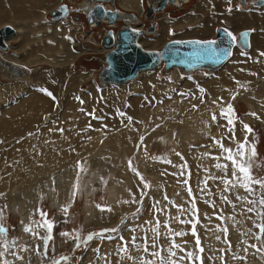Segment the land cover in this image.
I'll list each match as a JSON object with an SVG mask.
<instances>
[{
  "label": "bare ground",
  "instance_id": "bare-ground-1",
  "mask_svg": "<svg viewBox=\"0 0 264 264\" xmlns=\"http://www.w3.org/2000/svg\"><path fill=\"white\" fill-rule=\"evenodd\" d=\"M220 1L210 0L208 2V0H199L197 8H194V14H189L176 20L169 18L168 15H164L163 13L162 15L160 14V33L154 38H142L140 43L143 48L147 50L160 49L165 43L172 41V31L195 23L198 24L197 28H187L183 34L179 35L180 39L175 40H213L211 37L215 36L216 29L219 26L227 28V26L223 25V21L226 19L225 16L227 15L230 17V11H228L230 4L228 0H224L223 3ZM3 2L4 0L2 3L0 1V29L9 25L15 30V34L10 38L5 39L4 43L7 48V43L9 44L11 41L16 42L18 49L15 50L16 53H18V56L17 54L9 56L11 58V62H13H7V59L9 58H6V53L9 52H7L6 48L5 50L0 48V52H6L5 54L0 53V70L2 71V76L5 74V71L11 72V69H8L9 65L17 67L19 65L22 68H24L22 65H28L29 69H24L30 73L31 71L35 72L33 69L34 67H39L43 64L63 66L73 61H77L79 57L85 53L83 50H81L79 54L73 52V42H69L64 38L66 33H68L69 26L71 25H65L62 21L56 23H43L44 14L56 7L60 0H6L5 3ZM181 2L188 4L190 0H174L173 6H180ZM116 3L118 4V10L120 13L135 11L139 15L144 14L142 0H120L119 2L118 0H115V4ZM244 3H246V0H244ZM214 4L217 7H215V10H218L221 15L211 13L213 10L212 6ZM55 10L56 9H53L51 14ZM209 12L210 14H208ZM238 13L234 17L232 16L233 18L230 17L232 19L228 18L227 20L230 24L232 23L234 27L237 24L249 27L257 26L258 29H263L264 32V15L249 12L240 13L238 15ZM138 17L136 16L139 21ZM62 19L63 18L53 21H60ZM27 20H31V23L36 22L37 25H34L33 27L29 25L26 26L25 22ZM103 25L112 26L110 24ZM129 25L131 26L132 24ZM72 26L75 27V31H77L76 29L78 26ZM227 29L231 31L229 28ZM104 30L106 31V29ZM75 31L74 37L76 35ZM147 34L154 36L156 33H144V35ZM250 36L251 34L248 36V49L251 47ZM88 38H91V36ZM140 38L138 39V42ZM98 44L102 43L99 41ZM253 45L252 46L254 48H252L251 54L254 61H258L256 63L252 62L254 64L249 62L243 66L242 69L249 70V72L260 71L262 73L264 72V60L261 59L259 52H264V36H261V32L253 38ZM27 47H30V49L27 50ZM107 49L109 50L108 52L103 46V49L101 48L100 51L103 55H105L109 53L113 47ZM236 50L239 51V49H236L235 47L232 57L221 67L211 71V73L217 72V70L219 71V69L225 66L223 71H220L219 73L217 72L218 74L216 78H210L205 81L204 88L209 92L202 97L200 93L195 91H192L189 95L184 97H181L182 95H178L177 92L171 91L172 87L180 82L181 74L178 71L179 68H171L168 70H173L172 74L175 78L174 83H171V85L167 80L162 79L158 81L155 79V76H161L160 71L163 65L162 63L154 69L138 72L135 79H137L140 75V83H136L132 86L130 85L131 87H124L123 90H109V92L112 93V103L110 105H119L128 108L126 117H132L131 122L124 121V123H120L114 118H107L106 121L102 122H92L93 120L91 121V117L89 115V113H92V106H94L92 98H90V96L86 97V103L84 106H82L80 102L68 98L64 104V112H62L61 119L51 121L47 127L39 129L38 133L30 136L27 140L20 141L21 143L18 145H14L10 155H0L1 161L5 162L6 158H8V161L10 162L14 160V155L20 156L26 155L27 153L35 155L40 154L39 158L42 156L43 160L36 161V164L40 163V165L37 168L38 171L35 176L37 177V180L41 178L43 183L37 188H34L32 187V181L30 183L22 182L21 176L15 172V167L13 166L11 171L0 173V183L2 185L1 193L13 197L12 203L17 205L16 209H18L23 223L28 225L32 220L38 219L36 214V205L41 199L50 202L51 207H54L55 209L57 208L62 211L64 206H68L70 209L75 200L79 178L83 179V185L88 192H91L97 184H104L108 187L109 205L112 209V211H110L111 222L108 226L113 227V225L119 222L127 212L132 211L137 207V204L134 203H124V201H130L133 194H135L136 200H139L141 191V188L136 184V180H134L128 161L131 160V154L132 151L135 150L138 136H140L144 130L146 131L151 128H155V133L153 134L151 133L152 131H150L151 135L145 139L143 146H149L150 142L154 138H158L161 146L169 149L177 148V152L175 151L173 154L171 153L172 150H170L168 156H170L172 164L164 165L161 163H154L151 160L144 158L143 146L141 145L140 147L138 155L139 167L141 171L151 177L153 191L155 193L153 202L159 201L160 207L165 208L166 211L173 216L178 214L177 210L172 207L168 201L162 199L165 195H168L169 199L175 201L178 205L182 204L185 208L190 207V197L186 190V186L182 183L185 177L173 175V173L179 172V169L173 165H180L183 164L184 161H187V166H190V170L192 172L189 184L192 189H194L196 196L202 193L200 192V189L204 187L203 181L205 179L208 180V189L212 193L211 196L203 193V201L201 200L198 202V207L201 213V222L205 220H202V215L205 213H207L208 216L212 214L211 219H206L205 221L208 220V223L215 228L219 222V220L216 219V216L220 214L222 210V214L228 222L226 226H228V228L230 227V232L231 230H234L232 229L234 228L233 226L246 229L243 226L242 220L240 221L236 215L235 223H232L227 219L232 213L230 208L231 205L224 203L220 197L221 194H223L229 196V199H232L231 193L223 191L224 185L220 179H210L212 176L221 177L225 175V173L215 167L216 163H224L225 161L223 159L220 161L213 159L214 156L220 155V150L215 145L212 138L215 137L216 139H220L222 136L232 135L225 127L220 126L226 125L227 122L219 115L221 105L213 104V101L217 100L219 97H223L224 105H226L225 103H227L233 92L238 90L241 85L244 87L249 86L259 79H264V75H255L254 73L243 74L238 77L236 75L235 77L238 80L240 79L239 83H233L234 80H231V76L234 75L235 72H232L233 67L231 66L234 64L232 63L233 65H229L239 53H235ZM237 59L240 60L239 58ZM234 68L236 69L235 66ZM148 71H155V73L153 72L154 75L144 73ZM192 72H185V74ZM237 72L239 73V71ZM3 78L6 81L12 80V77L7 75H4ZM150 81L157 85V88L155 89V93L159 95V100L157 102H155L151 98V95L148 94L151 88L149 85ZM129 82L131 81L126 83ZM20 84L21 83H17L14 87L16 89H21ZM183 84L184 83H179L180 89L185 87ZM121 85L126 86L125 83H122ZM14 87H12V85H7L8 91H4L5 87L0 84V94L3 95L4 92H11L12 90H15ZM139 88H143L142 90L146 92L147 97L145 96L138 99L133 96L128 98V96L133 94V92L137 91ZM92 89L95 94L94 96L97 97L98 92L96 91L95 86H93ZM246 91L247 87L243 89L241 95H244ZM256 92L264 99V82H262V85L256 89ZM168 94H170L172 98H170ZM247 97L248 96L244 95L242 99L245 100L251 110L258 113L261 120L264 121V112L261 111V107L257 103L252 102L254 100H249ZM201 98H203L204 102H201ZM4 100L5 98L3 97V101ZM54 104L55 103H53L45 94L37 90H29V88H27L26 95L18 98L13 104L0 108V137L5 138L4 142L7 143L6 145L12 144L14 140H18L22 137L19 136L20 134L26 132L25 130L24 132H18L16 131V128L25 124L23 127L26 128V125H29V129H35L37 125L43 121L46 115L53 114L55 112ZM193 105H196L197 107L194 108ZM212 113H216L217 115V121L215 122L211 119ZM242 120L247 122L253 120V118L244 116ZM91 124L94 131L90 128ZM58 129H63V132L58 131ZM14 132H17V134ZM243 134L244 131L240 127L239 133L238 131L236 132L235 140H232L231 142L227 139L224 140L225 146L235 148L239 139H243ZM25 150H27V153ZM176 153H180L181 155L177 156ZM206 153H210V155H205ZM91 155L92 157L89 158ZM55 167L59 168V174H54L50 178H46L49 171ZM81 168L88 169L85 177L82 175ZM229 168L231 170L230 163ZM164 169H169V174ZM227 175L231 178L230 171H228ZM21 183L26 185L20 187L22 185ZM19 184L20 186H14ZM16 189H19L21 192L20 198L15 196ZM22 190L24 192H22ZM241 194L242 191H236V195ZM205 200L216 201V207L213 208L210 205L205 204ZM147 216L149 217V221H151L153 217L152 204ZM183 218L185 217H182V219ZM159 219L163 224V222L167 219V216L161 215ZM171 226L177 231H188V225L179 224L178 222L173 221ZM150 227L151 225L146 223L139 231L138 235L145 236V234H147L150 238L152 235L151 232H146V230ZM200 228L203 229L204 227L201 226ZM164 231L165 229L162 227L161 232L163 233ZM23 235L25 242L21 246H16L11 250L15 251L18 255L23 256V260L17 259V257L13 256L11 252L6 253L5 258L7 260L11 261L15 259L21 264H27L31 261L30 257L37 259L36 248H38V246L35 243L36 237L32 236L28 232H25ZM165 238L166 237L162 235L158 243L163 241ZM176 239L180 240L182 245L185 246L187 250H193L194 244L190 234L183 238L177 237ZM185 240L189 241V243L184 244ZM205 240L208 239L206 238ZM138 242L139 240H137V243ZM142 243L143 239L139 244ZM100 244L101 243L97 242L96 246L93 248V250L99 248L100 252H94L91 255L93 251H90L85 264H139L141 257L145 259H152V257L146 255L147 253L145 254L142 248L137 249L132 245H129V254L133 257V259L130 260L127 257H124L122 253H118L120 241L108 243L109 245H107V247H101L102 245L100 246ZM209 244L210 243H208V245ZM103 245H105V243H103ZM222 246H224V244H222ZM235 246L236 245H234V247ZM23 248H26L27 251H22ZM247 249V254L250 255L249 258L256 260L255 258L258 257L257 255L259 254L256 255V251H254L252 247ZM154 250L155 249L149 248V251ZM163 254L165 255V252ZM101 256L105 258L101 259ZM252 260L250 259V261Z\"/></svg>",
  "mask_w": 264,
  "mask_h": 264
},
{
  "label": "rangeland",
  "instance_id": "rangeland-1",
  "mask_svg": "<svg viewBox=\"0 0 264 264\" xmlns=\"http://www.w3.org/2000/svg\"><path fill=\"white\" fill-rule=\"evenodd\" d=\"M83 1H85V0H61V3L58 4L57 7L62 6V5L67 6L66 8H68V10H69V16L63 18L60 21H53L50 18V13L53 10L52 9L49 12L45 13L44 18H43V23H46V22L47 23H56V22L62 21L65 25H71V26H69L68 33H66L64 38L66 40H68L69 42H73V44H72L73 52L79 54L81 52V50L85 51V53L82 54L77 61H73V62L65 64L63 66L43 64L39 67H34L33 69L35 70V72L31 71L30 73L27 72V70L29 69L28 65H26V66L22 65L27 70H25L24 68H22L21 66L18 65V68L20 69V71H23L24 76L19 75V76H16L14 78L12 77L11 81L4 80L3 76L4 75L9 76L8 73L11 74L13 72L8 71V73H7L5 71V74L2 76V71L0 70V84H2L5 87L4 91L5 90L8 91L7 85H12V87H14L15 84L21 83L20 84L21 89H16L14 87L15 90H12L11 92H4L3 95L0 94V108H2L3 106L13 104L15 101H17L18 98H21L22 96L26 95L27 94V88H29V90L33 89V90H37V91L45 94L46 96H48L51 99V101L53 103H55L54 104L55 112L53 114L46 115L44 117L43 121L40 124H38L35 129H29V125H26V128L23 127L25 124L16 128V131H18V132H24V130L26 132L22 133L24 135L20 134L19 136H22V137H20L18 140H14L12 142V144L6 145L7 143L4 142L5 138L0 137V143H1L0 144L1 145L0 146V155H4V154L10 155L11 150L14 147V145H18L19 143H21L20 141L27 140L30 136H33L34 134L38 133L39 129L47 127L51 123V121L61 119L62 112H64V104L68 98H71L72 100L78 101V102H80V104H82V106H84L86 103L85 98L90 96V98H92V100L94 102V106H92L91 112L94 113L95 117H100V119H96V118H93L92 115H90L91 121L93 120L92 122L106 121L107 118L108 119L114 118L120 123H124V121L128 122V119L126 117L127 116L126 112H128V108L122 107L119 105H114V106L110 105L112 103V101H111L112 100V93L109 92V90L110 91L111 90L116 91L117 89L123 90L124 87H131L132 85H135L136 83L138 84L141 82L140 75L134 81H131L129 83H125L126 86L121 85V84L109 85V84H101L100 83L99 78H98V74H99V71L102 67V63H103L102 57L104 55L100 51V49L103 48V45L98 44V43H99V41H100V43H102L101 38L106 33V31L103 29V27L106 26V28H108V26L107 25H104V26L101 25L98 27H94L95 26L94 24H92V23L89 24L86 20V17L83 15V13L78 12L79 11L78 7L82 4ZM119 1L120 0H118V2ZM209 1L210 0H208V2ZM215 1H217V0H215ZM259 1L260 0H246V3L242 4L241 0H232L230 7L234 11L249 12V13L251 12L254 14L255 13H263L262 15H264V8H263L264 7L263 6L264 0H262V2H259ZM220 2L223 3L224 0H221ZM258 2H259V4H258ZM146 3L148 5L149 2L142 0V6L143 7ZM198 4H199V0H190V2L188 4L181 2L180 6H173V7H177L180 9L175 10L173 8H167L164 11L165 13L163 12V14L168 15L169 18H171L173 20L180 19V18H183L189 14H194L195 13L194 8H197ZM215 7H216V5L214 4L212 6L213 10L211 13L221 15V13H219L218 10H215L217 8V7L216 8ZM216 12H218V13H216ZM128 13H132V14L136 15L137 17L139 16L138 18L141 21V23L143 24V26H145L147 24L148 20L145 21L143 18V15H139L135 11H128ZM208 14H210V12ZM160 17H161L160 15H157L155 17V19H153L154 22H156V24H157V30L155 32L156 34H154V36H142L139 40V44L141 46H142V44L140 42H141L142 38H145V39L146 38H154L160 33V29H159L160 28V22H161ZM225 18L228 19V16L226 15ZM25 25L26 26L29 25V26L33 27L34 25H37V23L36 22L31 23V20L30 21L27 20L25 22ZM72 25L78 26L76 29L77 31H75V27H73ZM192 25H187V26H184V27H181V28H178V29H175L174 31H172V35H171L173 38L172 40L180 39L179 35L183 34L187 30V28L193 29V28L198 27V24H196V23L192 24ZM83 26L85 28L84 29L85 31H83V29H81V28H83ZM226 26L229 27L228 24ZM116 27L119 30L121 27H123V23L122 22L116 23ZM116 27L114 30H117ZM74 31L76 32L75 37H74ZM250 31H252V33H256V35L261 32V36H264L263 29L259 31V29H257V28H252V30H250ZM235 35H237V37H238L237 32H235ZM89 36H91V38H88ZM68 37H71V39H68ZM211 39H214V36L211 37ZM8 45H9V48H8ZM252 48H254V47L251 46L250 49L246 50V49H243L240 45H238V43L236 44V49H239V51L236 50L235 53L239 52L237 55L238 57L235 56L236 58H234L233 61L229 65V66H231L234 64L233 66H231V67H233L232 72L233 73L235 72L234 75H232L233 77L231 76V80H234L233 83H237V81L239 82V80H240V79L238 80L237 78H235L236 75H237V77L241 76L243 74H253V73L255 75H264V72L261 73L260 71H256V70H254L256 72H251V71L249 72V70L242 69V67L245 66L246 64H248L249 62L256 63L258 61V60L254 61V59H253V56L251 54ZM6 49H7V52H9V53H6V52H0V53H3V54L6 53L7 54L6 58H9V59H7V62H11V58L9 56H13L16 54L18 56V53H16V50H15V49H18V45L16 42L11 41L9 44L7 43ZM29 49H30V47H27V50H29ZM106 50H107V52L109 51L107 48H106ZM158 50L159 49H156V51H158ZM237 58H239L241 61L238 60ZM261 59L264 60V57H261ZM254 63H252V64H254ZM234 66L236 67V69L234 68ZM223 68L219 69V71L217 70V72L219 73L220 71H223ZM172 71H165L163 68V65H162V68L160 71L161 76H155L156 77L155 79H157L158 81H160L162 79L167 80L168 83L171 85V83H174V81H175V78L172 74ZM178 71L181 74V79H180L179 83L180 84L184 83L183 85H185V87L180 89L179 83H177L174 87H172L171 91L177 92V94L180 96H181V93H187V95H189L192 91L200 93L201 97L205 96L209 92L204 88L205 81L210 79V78H216V76L218 74L217 72L211 73V72H206L204 70L194 71V72L189 73V74H185L184 72H182L179 69H178ZM237 71H239V73ZM153 72L155 73V71H148V72H144V73H146L148 75H154ZM262 82H264V79H259V80L255 81V83H252L249 86H245V87H247V91L244 93V95L248 96L247 99L254 100L252 102L257 103L261 107V111L264 112V99H263V97L258 95L256 92V89L262 85ZM149 85L151 86V88H150L151 92L149 91L148 94L151 95V98L155 102H157L159 100V95L155 93V89L157 88V85L153 84L151 81L149 82ZM93 86H95L96 91L98 92L97 97L94 96L95 94H94V91L92 89ZM245 87L244 86L240 87L238 90L234 91L233 94L238 93V95H236L234 100L231 99V97H232L231 96L228 99L227 103H231L234 106L235 111H236V115L239 118L237 121V124H236L235 137H236V132L238 131V133H239L240 127L243 129L240 121H242L244 124H248L253 129V132L251 134H248V140L250 142H254L256 145V151H257L256 164L259 165L258 167L254 166L253 175H255L257 177H264V121L261 120L260 117H259V119H257L256 116L250 115V113H253V111L249 107L248 103L242 99L244 97V95L242 94L243 97L241 95V93ZM200 88H203L205 90V92L203 94L200 92V90H199ZM41 89H47L48 92L52 93V96L47 95L46 92L41 91ZM57 89H59V90H57ZM142 89L143 88L137 89V91H134L133 94L128 96V98H131L133 96L135 98H138V99L145 97V96L147 97L146 92ZM169 92H170V90H169ZM168 95L170 98H172V96H170V94H168ZM187 95H182L181 97H184ZM2 96L5 98L4 101H3ZM53 97H55V99H53ZM128 98H127V101H128ZM81 101H83V103H81ZM227 103H225V104H227ZM82 110H84V109H82ZM107 110L113 111V112H108ZM114 112H115V114H114ZM121 112L125 113V115L121 116L120 115ZM256 114H257V116H259L258 113H256ZM244 116H249V117L253 118V120L245 122L242 120ZM90 128L92 131H94L92 124L90 125ZM154 130H155V128L154 129L151 128L150 130H146V131L144 130L140 134V136H138L137 142L135 145V150L132 151V154H131L132 166L135 167L143 175L145 180L150 182L152 185V187L150 189L146 190L148 192V195L144 196V197L140 196V198H139V200L143 199L142 211L140 213H137V208L140 207V205L137 204V207L134 210L127 212L122 217V219H124L126 221L124 224H121V220H122L121 219L119 222H117L115 225H113V227L108 226V224H110V222H111V219H110L111 212L106 211V210L101 211L100 208L97 207V205H100L101 207H103L105 209L110 208L108 187H106V185H104V184L99 183V185L97 184V186H95L91 192H88V191H86L85 186L83 185L84 184V182L82 181L83 179L79 178L78 186H77V192L75 195V200H74L72 206L70 207L67 215H65V213L62 212L60 209H57V208L55 209L54 207H51L50 202H48L46 200L41 199L37 202L36 209L42 208L44 211L47 212L48 217L55 222V228L53 230L54 240L49 243V248L47 250V254L45 255L44 249H43V242L39 238L36 237L35 243L38 246V248H36L37 259H34V257H30L31 261H30V263H27V264H51L52 259H59V257L61 255L70 256L71 257L70 264H85V262L87 261L86 259L89 257L88 253H90V251H93L91 253V255H92L95 252L93 250V248H94V246H96L97 242L101 243L100 244V246L102 245L101 247H104V246L107 247V245H109L108 243H113V242L119 241L118 239L103 240V243H105V245H103L101 240L93 239L92 241H90L87 244L86 247L81 246L80 248H76L75 247L76 242L72 241V240H67L65 237L61 236L60 235L61 232H74V233H80L82 236H86L89 232H97V231H100V230L105 229V228H114V227L119 226L121 228V235H123L126 240L130 239L132 235H136L137 240H139L138 244L142 241L144 235H138V233L142 229V227L146 224V222L149 221V217L147 215L149 214L151 204L154 203L153 199H154L155 193L153 191V184H152L151 177L148 174H146L140 170L139 160H138L139 156L138 155H139V150H140L141 145L143 146L145 139L148 138L151 135V133H153V134L155 133ZM150 131H152V132L150 133ZM243 131H244V134H243V139H244L245 130L243 129ZM15 134H17V132ZM242 140L239 139L238 142H240ZM231 141L232 140H230V142ZM2 143H3V145H2ZM143 150H144V153H143L144 158L151 160L154 163H161L164 165H169V164L161 162V160H159V159H153V157H165L166 156L170 160V156H168L170 150H172L171 153H173V154L175 153V151L177 152V148L169 149V148L161 146L158 138H154L150 142L149 146L144 145ZM25 151L27 153V150H25ZM39 155L40 154L35 155V154H28L27 153L26 155H20V156L14 155V160L10 161V162L8 161V158H6L5 162L0 160V173H4L6 171H11L13 169L12 167L14 166L15 172L21 176L22 182L30 183L32 181L31 182L32 187L37 188L38 186H40L43 183L41 178H39L37 180V177L35 176L37 171H38L37 168L40 165V163L36 164V161L37 160H39V161L43 160V157L41 156L42 158L41 157L39 158ZM91 157H92V155L89 156V158H91ZM129 161H128V163H129ZM3 164H4V166H3ZM164 170H166L167 173L170 172L169 169H164ZM188 170L191 172L190 166L188 167ZM229 171H230V176H231L230 168H229ZM59 172H60L59 168L55 167L49 171V174L47 175L46 178H50L54 174H59ZM87 172H88L87 168L83 169L82 175L85 177L87 175ZM131 172L133 173L134 180H136V182H137L136 183L137 186H139L142 189L143 185L141 184L139 177L133 171H131ZM171 173H173V172H171ZM191 174H192V172H191ZM227 178H229L228 175H227ZM21 184H22L21 186H20V184L14 185V186L15 187L16 186L22 187V186L26 185L23 183H21ZM1 187H2V185L0 183V194H2V195H0V208H3V210H4V217H5V221H6V226L9 228L8 238L10 241H13V240L15 241V247L21 246L25 242L24 241V235H23L25 233V231L23 230L25 224L21 223L22 218H21V215H20L18 209H16L17 205L15 203H12L13 197L10 195H5V194L1 193ZM256 188H257V194L261 191H264V190H261L259 188V186H256ZM19 189L15 190V192H16L15 196L17 198H20V196H21V192ZM237 190L242 191V194H241L242 196H249V199H255V198H257V196L250 195L247 192H245L244 189H241V188H236V189H233L231 191H228L231 193V198L233 200V203L237 204V209L235 212H233L232 206H230L233 214L231 213V215L229 217L236 215L240 221L242 220L243 226L246 229H244L242 227L239 228L237 226H233L234 228H232V229H234L235 231L231 230V232H230V229H229L230 227L228 228L229 231L226 235H227V238L229 240H231V242H232V248L229 250L227 245L225 243L221 242V241H223L222 239H223V236L225 234L216 233L214 231H211V229H214V227L211 226L210 223H208V220H210V219H208V217H211L212 214H210L209 216L208 215L207 216L202 215V220L208 219L207 221L204 220L206 223L204 221L201 222V226L208 224L206 228L204 227L202 229V228H200L201 226H198V231L200 232V235L202 238V244L205 247V252H206L205 264H222V262L218 259H213V260L207 259V256H213V255L220 256L221 253H220L219 249H221V248L225 249V252L223 253V255H224V259L226 261V264H264V253L256 252V255L257 254H259V255H257L258 257L255 258L256 260H252V258H249L250 255L247 254V252H245V251L243 252V249L249 248V245H251V244H256L257 246H260V242L257 241L251 235V233H250V235H247V236L243 235V233H245L248 229H251L253 233L258 232V229L255 228L253 221H255L256 223H259L260 221H259V218L255 215V213H247L246 216H241L239 214L240 209H241V205L244 204V202L235 200ZM7 191H8V189H7ZM22 192H24V191L22 190ZM10 193H12V192H10ZM193 193H194V189H193ZM167 197L169 198L168 195H167ZM200 197H202V199ZM203 199H204V195H203V193H200L197 196V205H198V202H200L201 200L203 201ZM165 201H167V200H165ZM248 217H251V219H248ZM37 218L39 219L38 214H37ZM216 219H217V216H216ZM228 220L231 221L232 223H234L232 220H230V219H228ZM218 223L221 224L222 226L223 225L226 226L228 224L226 219L223 221L219 220ZM105 225L108 227H106ZM137 226H140V227H137ZM133 227L136 228L135 233L131 232V229ZM81 230H82V232H81ZM39 231H40L41 235H43V229H40ZM208 231H210V232H208ZM113 235H115V234H113ZM215 235H221L222 239L219 241L216 240L214 238ZM238 236H240V237H238ZM206 238L208 240H205ZM240 238L242 240L243 239L247 240V244L241 243L242 240ZM192 239H193V237H192ZM177 241H178L177 243L182 244V242H180V240H177ZM208 243H210L209 245H211L214 249L217 250V251H215V253L208 251V246H209ZM216 243H217V245H216ZM239 243H240V246H239ZM222 244H224V246H222ZM159 245L161 248L167 249L166 247H168V240L165 238L163 241H161L159 243ZM234 245H236V246L234 247ZM246 245H248V246H246ZM184 248L186 249L185 246H184ZM37 249H39V250H37ZM252 249L254 251H256L254 248H252ZM2 250L3 249L0 248V251H2ZM240 251H242V252H240ZM233 253L237 254L238 256H246L247 259L246 260L233 259V256H232ZM146 255L149 256L148 253ZM165 255H167L166 251H165ZM180 255H184V252L177 250V256H180ZM259 257H261L262 259ZM250 259L252 261H250ZM10 262H11V264H21L19 261L15 260V259L11 260ZM62 264H65V262L62 261ZM185 264H189V262L185 261Z\"/></svg>",
  "mask_w": 264,
  "mask_h": 264
},
{
  "label": "snow or ice",
  "instance_id": "snow-or-ice-1",
  "mask_svg": "<svg viewBox=\"0 0 264 264\" xmlns=\"http://www.w3.org/2000/svg\"><path fill=\"white\" fill-rule=\"evenodd\" d=\"M229 4H231V0H228ZM228 11H232V8L229 7ZM223 32L225 35L230 39V42L232 44H236L238 42V37L231 31H229L227 28L223 29ZM248 36L249 32H243L239 35V40L243 41L245 45L248 44ZM68 39H71V37H68ZM173 43H182L181 41H173ZM188 43L199 45L198 51L195 53V56L198 60L204 59L209 56H219L220 51H223L225 54H229L231 49H224L218 51L214 45H216V41H188ZM259 55L261 57H264V52H260ZM237 83H239L237 81ZM199 87V86H198ZM243 87V85H241ZM200 92L203 94L205 90L203 88L199 89ZM41 91L46 92L47 95L52 96L51 92H48L47 89H41ZM181 95H187V93H181ZM236 95L238 93L233 94L231 99L234 100ZM55 99V97H53ZM201 102L203 101V98H201ZM83 103V101H81ZM213 104H219L221 105L220 113L219 115L226 120V125H220L221 127H225L226 130L231 133V136H222L220 139H216L213 137L212 139L215 142V145L220 150V155L214 156L213 159L216 161H220L223 159L224 163H216L215 167L220 169L223 173H225L224 176L221 177H215L212 176L210 179L216 180L220 179L221 182L224 185V192L231 191L236 188L244 189L245 192H247L250 195L257 196L255 199H249V196H241L236 195L235 200L236 201H243L244 204L241 205L240 209V215L246 216L247 213H255V215L259 218V223H256L253 221L255 228L258 229V232L253 233L251 229H248L247 232L243 233V235L247 236L251 233V235L260 242V246H257L256 244H251L249 247H252L256 250V252L264 253V191H261L257 194V188L256 186H259L261 190H264V177H257L253 175V168L258 167L259 165L256 164V158H257V151H256V145L254 142H250L248 140V134H251L253 132V129L248 125L244 124L242 121L240 123L242 124L243 129L245 130V135L243 141L237 142L235 148L233 147H226L224 144V140H235V131H236V124L238 121V116L236 115V111L234 106L231 103H227L224 105L223 97L217 98V100L213 101ZM193 107H197L196 105H193ZM89 115H92L93 118L100 119V117H95L94 113H89ZM121 116H124L125 113L121 112ZM252 116H256L257 119H259V116H257L256 113H250ZM128 121L131 122L132 117H127ZM212 121H217V115L216 113H212L211 115ZM58 131L63 132V129H58ZM177 156H180V153H176ZM205 155H210V153H206ZM182 158V157H181ZM153 159H159L161 162L172 164V161L169 160L166 156L165 157H153ZM183 159V158H182ZM229 163L231 165V178H227V173L229 171ZM174 167H177L179 169L178 173H173V175H179L182 177H185V179L182 181V183L186 186V190L188 192V195L190 197L189 204L190 207L185 208L182 204H176L175 201L170 200L167 195L163 197L164 200H167L169 204L172 205V207L176 208L177 215H171L166 211L165 208L160 207L159 201H154L152 204V212L153 217L151 221H147L146 223H149L151 227L146 230V232H151V237L149 238L147 234L143 237V243L138 244L137 243V237L136 235H132L130 239H125L123 235H121V228L114 227V228H105L97 232H89L86 236H82L80 233H74V232H61L60 235L65 237L67 240L75 241V247L80 248L81 246H87V244L92 241L93 239H99L101 241L103 240H113L118 239L120 241V244L118 246V253H122L124 257H127L128 259H133V257L129 254V245H132L133 247L140 249L142 248L145 253H148L152 259H145L143 257L140 258L139 264H185V261L189 262V264H205V247L202 244V238L200 235V232L198 231V226H201V213L200 209L197 205V196L193 193V189L191 185L189 184V179L191 177V172L188 170L187 161H184L183 164L180 165H173ZM129 168L131 171H133L140 179L141 184L143 185V188L140 191V196L144 197L148 195L147 189H150L152 187L151 183L146 181L143 175L132 166V161H129ZM83 170V168H81ZM204 187L200 189V192L205 193L206 195L211 196L212 193L208 189V180L205 179L203 181ZM2 195V194H0ZM202 199V197H200ZM221 200L224 201V203L229 204L232 206L233 212L237 209V204L233 203L232 199H229L227 195L221 194ZM124 203H134L140 205V207L137 208V213H140L142 211L143 206V199L136 200L135 194H133V197L130 201H124ZM205 204L210 205L211 207H216V202L214 200H205ZM98 208H100L101 211H112L111 208H103L100 205H97ZM62 211L65 213V215L68 214L69 208L68 206H64L62 208ZM36 214H38L39 219H34L31 221L30 224L25 225L23 230L25 232L30 233L32 236L39 238L43 242V249L44 254H47V250L49 248V243L54 240L53 236V230L55 228V222L51 220L48 217V214L46 211H44L42 208L36 209ZM161 215L167 216V219L163 222L159 219ZM207 216V213L204 214ZM182 217H185L182 219ZM208 219H211V217H208ZM217 219L220 221L225 220V216L221 213L217 215ZM227 219L232 220L234 223L235 221V215L228 217ZM248 219H251V217H248ZM178 222L179 224L188 225V231L184 230H175L172 228L171 223L172 222ZM126 221L124 219L121 220V224H124ZM23 224V221L21 222ZM140 227V226H137ZM164 228L165 231L162 233L161 228ZM202 227H207V225H202ZM40 229H43V235L40 233ZM136 228L133 227L131 229V232L135 233ZM211 231H214L216 233H223L225 234L223 237V243H225L230 250L232 248V242L227 238V233L229 231L227 226H222L221 224H217L214 229H211ZM82 232V230H81ZM9 228L6 226V221L4 217V210L3 208H0V248L3 250L0 251V264H11L9 260L5 258L6 253L11 252L13 256H16L17 259L23 260V256L18 255L15 251H11L15 247V241H10L8 238ZM115 234V235H113ZM191 234L193 237V244L194 248L193 250H186L184 246L181 243H177V237L183 238ZM165 236L168 240V247L167 249H163L160 247L158 241L161 236ZM216 240H221V235H215L214 237ZM189 243V241L185 240L184 244ZM241 243L247 244V240H242ZM149 248L155 249L154 251H149ZM39 250V249H37ZM177 250H180L181 252H184V255L177 256ZM247 248L244 249L245 252H247ZM22 251H27L26 248H23ZM95 252L99 253L100 249L96 248L94 249ZM166 251L167 255H164L163 253ZM208 251L215 253L217 251L214 249L211 245L208 246ZM221 255L220 256H207L208 260L218 259L222 262V264H226V261L224 259L223 253L225 252V249L221 248L219 249ZM101 259H104L105 257L101 256ZM233 259H241L246 260V256H238L237 254L233 253ZM62 261L65 262V264H70L71 257L61 255L59 259H52L51 264H62Z\"/></svg>",
  "mask_w": 264,
  "mask_h": 264
},
{
  "label": "water",
  "instance_id": "water-1",
  "mask_svg": "<svg viewBox=\"0 0 264 264\" xmlns=\"http://www.w3.org/2000/svg\"><path fill=\"white\" fill-rule=\"evenodd\" d=\"M148 5H144V20H148V25L144 29L141 21L137 20L136 15L128 12L120 13L118 4L115 0H85L78 7L83 13L89 24L94 23L96 27L103 24H110L113 27H108L105 35L101 38L102 45L105 48L113 47V49L102 57V67L99 71L98 78L101 84H122L132 81L137 77L138 72L151 70L157 67L160 63L163 64L165 71L171 68H179L184 73L192 71L211 72L221 67L228 59L232 57L235 49V44L230 42V39L225 35L223 29L226 27L219 26L216 29L214 39L217 43L214 47L220 51L231 49L229 54L220 51L219 56H209L198 60L195 53L199 49V45L188 43L199 39L172 40L165 43L158 51L144 49L138 42V39L144 33L154 34L157 24L153 19L157 15L162 14L167 8L178 10L180 8L173 7L174 0H145ZM242 4L244 0H241ZM259 2H262L260 0ZM258 2V4H259ZM69 15L66 6H58L51 14L52 20L67 17ZM122 22L123 27L113 33L116 23ZM129 24H132L131 26ZM136 24V25H135ZM140 24V25H139ZM142 24V25H141ZM141 27V28H140ZM117 28V27H116ZM243 30L238 33L246 32ZM248 32V31H247ZM15 34V30L6 25L0 29V48L5 50V39L10 38ZM173 41H181L182 43H173ZM199 41H212L199 40ZM238 45L243 49H248L249 45H245L238 38ZM8 69H12L11 77L24 76L23 71L17 66L9 65Z\"/></svg>",
  "mask_w": 264,
  "mask_h": 264
},
{
  "label": "crops",
  "instance_id": "crops-1",
  "mask_svg": "<svg viewBox=\"0 0 264 264\" xmlns=\"http://www.w3.org/2000/svg\"><path fill=\"white\" fill-rule=\"evenodd\" d=\"M1 1V3H2V1L3 0H0ZM5 1L6 0H4V2L3 3H5ZM232 1V0H231ZM61 3V0H60V2H59V4ZM231 6V4L229 5V7ZM57 7V6H56ZM56 7H54L53 9H56ZM53 11V10H52ZM51 11V12H52ZM239 12V13H238ZM230 13H233V14H230ZM230 13H229V16L230 17H234L237 13H238V15L240 14V13H248V12H240V11H230ZM251 13V12H250ZM258 14H263V13H258ZM230 17H228L229 19H232V18H230ZM228 19H225V21H224V26H226L227 24L229 25V27L227 26V28H229L234 34H235V32H237V33H239L238 31H243V30H247L248 32H249V34H251V36H250V41H251V46L253 45V38L254 37H256L257 35H256V33H252V31H249V30H252V28H257L258 29V27L257 26H252V27H249V26H245V25H236L235 27L232 25V23L230 24L228 21H227ZM232 28V29H231ZM260 30V29H259ZM254 46V45H253ZM252 46V47H253ZM251 48V47H250Z\"/></svg>",
  "mask_w": 264,
  "mask_h": 264
},
{
  "label": "flooded vegetation",
  "instance_id": "flooded-vegetation-1",
  "mask_svg": "<svg viewBox=\"0 0 264 264\" xmlns=\"http://www.w3.org/2000/svg\"><path fill=\"white\" fill-rule=\"evenodd\" d=\"M148 23H149V22H147V24H146L145 26H143L144 29L147 27ZM103 26H104V25H103ZM107 26H108V25H107ZM108 27H113V25H112V26H108ZM103 28H104V29H107L106 26H104ZM84 29H85V28H84V26H83V30H84ZM156 30H157V28H156ZM84 31H85V30H84ZM143 36H151V35L147 34V35H143ZM238 38H239V37H238ZM102 49H103V48H102ZM7 72H8V71H7Z\"/></svg>",
  "mask_w": 264,
  "mask_h": 264
},
{
  "label": "built area",
  "instance_id": "built-area-1",
  "mask_svg": "<svg viewBox=\"0 0 264 264\" xmlns=\"http://www.w3.org/2000/svg\"><path fill=\"white\" fill-rule=\"evenodd\" d=\"M147 4V3H146Z\"/></svg>",
  "mask_w": 264,
  "mask_h": 264
}]
</instances>
